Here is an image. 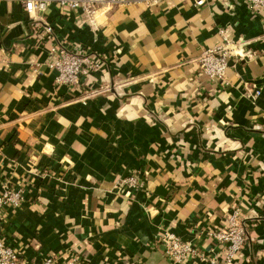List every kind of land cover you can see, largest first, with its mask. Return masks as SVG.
Instances as JSON below:
<instances>
[{
  "label": "crops",
  "instance_id": "crops-1",
  "mask_svg": "<svg viewBox=\"0 0 264 264\" xmlns=\"http://www.w3.org/2000/svg\"><path fill=\"white\" fill-rule=\"evenodd\" d=\"M225 26L248 55L213 80L197 58ZM58 43L96 51L100 67L57 84ZM131 172L137 185L120 186ZM4 182L24 199L5 207L0 237L32 264H176L163 230L200 250L184 264H222L208 231L235 208L249 238L233 264H264V11L130 0L93 27L55 2L30 13L0 0V192Z\"/></svg>",
  "mask_w": 264,
  "mask_h": 264
},
{
  "label": "built area",
  "instance_id": "built-area-1",
  "mask_svg": "<svg viewBox=\"0 0 264 264\" xmlns=\"http://www.w3.org/2000/svg\"><path fill=\"white\" fill-rule=\"evenodd\" d=\"M160 0H144L148 5L157 3ZM209 0H194V5L199 7ZM230 6L244 3L247 8L254 13L264 11V0H223ZM25 9L32 13L36 10L45 11L47 7L55 2L59 7L69 10H80L85 21L91 26H97L106 17V14L114 6H119L130 2V0H21ZM46 31L53 33L52 28L47 25ZM219 33L223 42L208 47L202 51L197 58L199 73L208 76L213 80H224L227 68L232 58L244 59L248 51L239 48L238 42L232 37L227 26L221 27ZM94 50L70 49L64 44L58 43L52 47V56L49 66L55 72L57 84L77 85L80 83L82 76L89 75L100 67V61ZM260 93L257 88L256 95ZM255 95V96H256ZM137 173L131 172L123 176L120 186L133 188L137 185ZM24 199V189L21 187L11 186L8 182L3 183L0 192V231L5 216V207L7 205L18 206ZM225 225L210 229L208 234L216 239L217 243L227 250V255L222 264H233L237 254L247 242L249 233L245 219L241 216L239 208H235L226 216ZM158 239L164 247L166 256L176 264L190 262L192 258L201 255L200 250L189 241L184 240L179 235L169 230L159 232ZM78 258H73L70 262H59L53 255L45 258L41 264H77ZM210 262H217L216 257H210ZM0 264H32L28 258L22 256V252L14 245L7 243L0 237ZM132 264H142L140 261Z\"/></svg>",
  "mask_w": 264,
  "mask_h": 264
}]
</instances>
